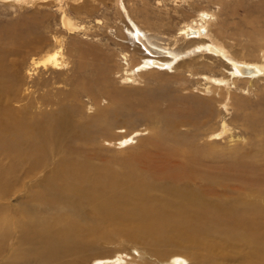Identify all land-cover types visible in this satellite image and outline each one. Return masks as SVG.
Masks as SVG:
<instances>
[{
	"label": "bare ground",
	"instance_id": "obj_1",
	"mask_svg": "<svg viewBox=\"0 0 264 264\" xmlns=\"http://www.w3.org/2000/svg\"><path fill=\"white\" fill-rule=\"evenodd\" d=\"M61 2L0 0L10 5L60 3L63 29L68 33L82 29ZM122 11L128 24L127 36L134 50L141 51V60L130 71L125 69L126 80L132 81L137 72L156 67H182L191 72L194 67L216 63L222 67L223 76L201 75L206 80L205 93L211 95L203 117L194 118L189 109L180 114L183 118H169L167 132L152 138L137 136L138 130L123 134L118 144L124 147L139 140L143 144L141 155L120 161V168L109 162L95 165L78 144L93 140V122L75 118L65 105L56 111L43 109L42 105L51 100L44 94L32 95L7 64V55L18 54L34 42L35 32L21 29L9 33L8 42L0 43V264H88L90 248L98 236L116 230L126 231L127 236L148 244L162 256L154 260L139 250L138 255L123 252L117 256L120 264H264V135L255 149L233 147L234 152L226 159L227 149H214L212 145L226 138L236 144L228 120L222 118L217 129L205 133L199 130L218 112L210 99L227 111L233 104L246 108L245 97H237L233 87L237 89L239 81L264 79V55L262 59L254 57L257 47L252 40L231 50V44L228 47L215 39L209 30L214 14L209 11H201L197 18L183 24L179 34L187 45L177 47L178 39L171 44L156 41L125 7ZM65 47L64 35L56 34L42 57L31 58L34 68L42 67L39 73L45 86L51 79L46 72L58 76L65 73L69 65ZM131 55L122 52L127 63ZM260 110L246 114L245 120L264 115ZM186 125L199 133L180 132ZM63 151L65 155L26 190L22 200L10 202L25 181L47 169L50 155ZM153 158L158 161L154 163ZM231 184H235L238 195L229 192ZM149 191H165L169 196L156 200L148 197ZM184 240L193 244L189 252L178 249L165 258L168 248L164 246L176 248ZM94 264L106 261L100 259Z\"/></svg>",
	"mask_w": 264,
	"mask_h": 264
},
{
	"label": "rangeland",
	"instance_id": "obj_2",
	"mask_svg": "<svg viewBox=\"0 0 264 264\" xmlns=\"http://www.w3.org/2000/svg\"><path fill=\"white\" fill-rule=\"evenodd\" d=\"M59 4L0 3V43L3 40L5 43L12 31L32 29L35 32L34 42L29 43L18 54L7 55V64L22 79L24 87H29L32 95H47L51 102L42 105L43 109L56 111L58 107L65 105L75 118L93 122L90 124L93 140L88 142L89 144L78 141V144L84 150L82 154L87 155L95 165L109 162L114 168H120L124 160H132L141 155L143 144L139 140L124 147L118 144V138L123 134L132 131L135 133L134 131L138 130L137 136L152 138L167 132L166 121L169 118H183L181 115L183 112H189V109L194 118L203 117L207 99L211 95L205 93L206 80L202 79L201 75L223 76L222 67L216 63L212 67H194L191 72L182 67H156L158 69L137 72L136 80H126L125 69L130 71L133 64L141 60V51L134 50L127 36L125 27L128 24L122 11L123 7L154 40L171 44L176 38V47L187 45V40L179 34L184 23L197 18L201 11L212 12L214 19L209 30L215 39L228 44V47L231 44V50L244 47L252 40L257 47L254 57L262 59L264 55V0H183L182 3H174L173 0H62L61 4L66 11L83 26L75 33H68L63 29ZM79 4L82 6L77 10L76 6ZM56 34L65 37L64 55L69 65L60 76L46 72L45 76L51 75V79L45 86L39 73L42 67L34 68L31 58L42 57L49 46L53 45ZM123 51L132 54L128 63L122 57ZM237 85L238 88L233 87L232 91L237 97H245L246 108H238L237 104H233L230 105L229 112L222 108L219 102L210 99V104L216 106L218 112L199 128L200 131L204 129L202 132L205 133L210 129L219 128L222 118L228 120L232 127V137L237 140L236 144L233 146L230 138H226L212 145L214 149H227L228 154L224 156L226 159L230 158L234 149H255L264 135V115L257 114L249 122L244 118L246 114L248 116L260 109L264 111V79L251 83L239 81ZM216 98L218 99V94ZM174 112H179V115H174ZM194 129L196 128L186 125L180 128V132L198 134ZM202 140L200 142H203ZM65 153L63 151L50 155L47 169L38 174V179L25 181L22 192L19 190L11 196L10 202L14 204L22 200V195L27 193L29 187L42 179L46 171L53 168ZM150 154L153 155L152 151ZM153 161L157 162L158 158H153ZM234 185H230L229 192L238 195L239 191L235 190ZM149 192L148 197H154L156 200L169 196L165 191H153L152 194ZM229 192L227 197H230ZM88 212L92 213L91 210ZM126 233L116 230L98 236L99 239L90 248L88 264H94L100 259L106 261V264H120L117 256L121 253L123 255V252L138 255V250L154 260L162 258L161 254L159 256V253L153 252L148 244L127 236ZM178 245L176 248L174 245L164 246V249L168 248L165 258L178 249L181 252H189L193 247L188 240L179 242ZM192 253L194 252L188 254Z\"/></svg>",
	"mask_w": 264,
	"mask_h": 264
}]
</instances>
